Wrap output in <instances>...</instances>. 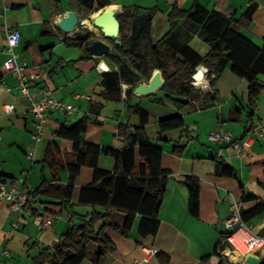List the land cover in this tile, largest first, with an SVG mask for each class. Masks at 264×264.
<instances>
[{"label": "crops", "instance_id": "crops-1", "mask_svg": "<svg viewBox=\"0 0 264 264\" xmlns=\"http://www.w3.org/2000/svg\"><path fill=\"white\" fill-rule=\"evenodd\" d=\"M109 2V6L119 10V15L126 7L140 8L138 18L128 33L129 47L135 45L134 39L141 32L144 33L146 18L152 15L146 35L138 41V50L148 51L154 62L152 48L165 38L168 64L185 47H190L200 56L208 55L212 49L203 25L196 20L178 19L172 28L169 16L175 7L189 10L200 5L206 18L216 12L236 20L241 19L249 8L255 7L251 25L247 27L246 21L239 25L244 36L259 46L264 44V0ZM70 11L80 17L78 0H0V72L3 75L0 85V179H14L16 185L35 190L45 182H53L57 176V183L68 186V166L77 161V155L75 142L60 136L61 131L71 129L86 119L88 127L83 134V144L97 146L100 150H121L123 143L118 136L119 128L127 125L134 131L140 125V118L130 107L142 105L150 117L146 134L162 151L161 165L168 172V185L157 218L150 217L151 221H144V216L137 214L126 234L113 228L105 230L111 249L98 264L142 262L149 248L155 250V256L142 264H245L247 256L229 249L222 251V242L228 233L226 221L235 204L240 205L252 232L264 238V213L251 216V212L264 203V138L253 135L255 139L248 157L240 158L229 144H213L208 136L212 131L223 129L231 132L235 139L244 140L250 124L258 120L264 123V90L258 100L254 121L248 122L249 85L232 71V63L222 61L211 73L207 67L199 65L207 72L206 80L203 83L192 81L191 85L198 91L192 106L179 110L172 104L156 103L153 96L129 95L134 87L124 82L121 99L109 100L104 95L105 75L118 72V67L108 57L97 58L84 47L66 44V39H76L80 31L67 34L58 27ZM80 20L82 23L81 17ZM6 27L18 29L22 35L16 48L18 57L15 62L6 51ZM103 40L113 47L110 40ZM15 65H25L30 74L41 72L40 77L30 84L33 99L47 94L77 107L72 116L61 111L53 112L39 141L33 139L35 119L28 115L29 100L18 88ZM156 70L159 69L155 68L154 72ZM211 79L215 80L214 89L210 88ZM262 79L264 81V77ZM209 93L215 95V99L209 98ZM77 95L80 96L78 99L75 98ZM5 105H13L15 111L5 113ZM238 108L242 114L236 115V120L233 112ZM174 116L182 117L185 126L160 135L159 122ZM52 144L58 148L59 164L55 170L45 162L47 149ZM31 147L35 148L34 161L27 156ZM136 150L138 171L145 160ZM220 162L232 167L235 175H219ZM98 166L100 170L112 173L116 167L115 157L101 154ZM188 176L197 177L201 183L198 217L189 212L190 195L185 186ZM95 182L100 183L95 181L94 168L82 167L74 181L71 202L62 207L57 200L39 195L31 202L36 208L34 216L11 211L9 204L0 200V264H34L40 252L51 248L66 232L73 215L72 222L78 227L82 225V217L94 211L105 213L104 206L80 202L82 189L95 185ZM110 212L114 222L125 225L128 218L125 211L114 208ZM55 213L60 218L50 229L42 228V216ZM90 249L96 252L98 245L91 244ZM5 250L9 255L4 254ZM254 255L263 262L264 247ZM81 264L97 263L86 258Z\"/></svg>", "mask_w": 264, "mask_h": 264}, {"label": "trees", "instance_id": "trees-1", "mask_svg": "<svg viewBox=\"0 0 264 264\" xmlns=\"http://www.w3.org/2000/svg\"><path fill=\"white\" fill-rule=\"evenodd\" d=\"M81 12L93 13L109 6V0H78ZM139 7L124 8L119 15L121 24V39L123 46L117 48L115 41L113 52L108 54L118 67V72L105 75L104 87L107 99L120 100L122 97V83L130 84L134 88L141 82L142 76L147 68V59L143 50H138L139 39L146 35L149 29L152 15L146 18L144 33L134 39L135 45L129 47L128 33L134 21L138 18ZM255 7L249 8L242 18L236 20L234 17L226 18L219 13H211L207 18L202 14L205 10L200 5H194L189 10L173 9L169 16L172 28L178 19L196 20L203 25L206 32V39L212 49L206 56H200L190 47H185L180 55L168 64L167 40L158 41L152 48V53L156 61L154 69L162 71L165 80L164 86L154 95L156 103L172 104L177 109L192 106L197 99L198 91L191 85L195 68L199 65L207 67L214 72L222 61L227 64L232 63V71L240 78L246 80L249 85L248 101V122L254 121L255 111L261 92L264 90V44L259 46L248 39L241 32V21H246L247 27L252 23ZM137 41V42H136ZM67 45L84 47L85 41L78 39H66ZM85 45V46H84ZM3 75L0 72V85ZM215 80H210V88L214 89ZM209 98L215 99V95L209 93ZM140 118V125L130 130L127 125L119 128L118 136L123 143L121 150L105 148L100 150L94 145L83 144V134L88 127L86 119L78 122L71 129H64L60 136L72 139L75 142V153L77 161L68 166L70 173V184L68 186L57 183V176L53 182H45L42 186L33 191L34 199L45 196L58 201L62 207L67 206L72 200L74 181L79 171L84 166H90L95 170V185L82 189L81 203L101 205L105 207V213L94 211L91 215L82 217V225L75 226L73 217L70 225L61 238L54 243L51 248L43 249L34 259V264H81L86 258L92 259L95 263H100L103 256L111 249L110 241L105 230L113 228L126 234L134 223L135 216L141 214L144 221H151L150 217L157 218L163 203L166 187L168 185V172L162 168V151L155 147L146 134V127L149 123V113L142 105L130 107ZM242 110L233 112V119L236 115H241ZM261 121L250 124L247 127L246 136L258 126ZM185 126L182 117L174 116L159 122V134L181 129ZM138 149L139 157L145 160L139 170H136V153ZM101 154H110L115 157L116 167L112 173L99 169L98 161ZM45 162L52 170L58 167V148L54 144L50 145L46 152ZM219 175L233 177L235 171L224 162L218 164ZM14 179L1 178L0 183L14 182ZM98 183V184H97ZM200 180L195 176H188L185 182L190 195L189 212L198 217L200 212ZM121 209L128 214L124 226H120L112 220L111 209ZM264 213V203L251 212V216ZM54 215H57L56 213ZM242 218L246 221V216L242 212ZM101 223L98 228V224ZM143 226V224H142ZM91 244L98 245L96 252L90 249ZM264 264V260L262 262Z\"/></svg>", "mask_w": 264, "mask_h": 264}, {"label": "built area", "instance_id": "built-area-1", "mask_svg": "<svg viewBox=\"0 0 264 264\" xmlns=\"http://www.w3.org/2000/svg\"><path fill=\"white\" fill-rule=\"evenodd\" d=\"M80 27L85 28L84 25L80 23L76 31L80 30ZM5 29L7 34L6 51L12 55V61L15 62L18 57L16 48L21 43L22 35L16 28L6 27ZM40 74L41 72L38 71L32 74L28 73L25 65L14 66V76L18 81V88L22 96L29 100L28 115H33L35 119L36 133L33 135L35 141H39L43 136L53 112L61 111L72 116L77 111V107L57 100L47 94H44L40 99H33L30 95V84L33 80L38 79ZM79 97L80 96L77 95L75 98L78 99ZM4 111L7 114L12 113L15 111V107L13 105H5ZM253 135L264 138V123L261 122L256 126L244 140L235 139L231 132L223 129L210 132L208 138L213 144H229L240 158H247L255 139ZM27 156L30 161H34V147L28 149ZM33 191L34 189L18 186L12 182L0 183V200L6 201L11 211L34 216L36 208L31 204V202L34 201ZM59 218V215L42 216V228L50 229ZM225 225L228 233L222 242V251L228 249L232 252L238 251L245 257L249 254H255L256 251L264 247V238L254 234L252 228L243 220L242 209L239 204L233 206L232 214ZM241 246H244V249ZM155 253L154 249L149 248L142 262L136 261L132 264L148 263L155 256ZM4 254L9 255V251L5 250Z\"/></svg>", "mask_w": 264, "mask_h": 264}, {"label": "water", "instance_id": "water-1", "mask_svg": "<svg viewBox=\"0 0 264 264\" xmlns=\"http://www.w3.org/2000/svg\"><path fill=\"white\" fill-rule=\"evenodd\" d=\"M107 7V6H106ZM105 8L99 10L91 19L94 27L101 30L103 37L106 40H114L115 46L121 48L123 42L121 39V24L119 21V14L114 10H107ZM81 23L80 17L76 12L70 11L67 16L58 23V27L67 34L76 32L77 26ZM92 35L87 36L83 34L76 35V39L85 41L88 52L97 58H105L112 52V45L106 43L102 39H92ZM193 80L198 83H203L206 80V73L202 66L197 67V72L193 76ZM165 80L160 70H156L148 83H140L135 88L129 91L130 94H135L139 97H151L156 95L164 86ZM245 264H262L260 258L254 254H249L245 259Z\"/></svg>", "mask_w": 264, "mask_h": 264}, {"label": "rangeland", "instance_id": "rangeland-1", "mask_svg": "<svg viewBox=\"0 0 264 264\" xmlns=\"http://www.w3.org/2000/svg\"><path fill=\"white\" fill-rule=\"evenodd\" d=\"M97 12L98 11L93 12V13L80 12V17H81V19L83 21L85 19H89L93 14H95ZM79 34H83V35L91 34L93 36L92 39H102V40L105 39L103 37V34H102L101 30H99L98 28H96L94 26H93V29L92 28H88V27L80 28ZM143 53L145 54V57L147 59V68L145 70V74L142 76L141 82L148 83L150 78H151V76H152V74H153V72H154V67L156 65V62H154V60L150 57V54H149L148 51L143 50Z\"/></svg>", "mask_w": 264, "mask_h": 264}, {"label": "bare ground", "instance_id": "bare-ground-1", "mask_svg": "<svg viewBox=\"0 0 264 264\" xmlns=\"http://www.w3.org/2000/svg\"><path fill=\"white\" fill-rule=\"evenodd\" d=\"M107 10H114L116 13H119V10L116 9V8H113V7H106ZM96 16V13L93 14L89 19H85L82 21V24L85 26V27H88V28H92L93 29V24L91 22V19ZM95 29V28H94ZM243 249H244V246H241Z\"/></svg>", "mask_w": 264, "mask_h": 264}, {"label": "flooded vegetation", "instance_id": "flooded-vegetation-1", "mask_svg": "<svg viewBox=\"0 0 264 264\" xmlns=\"http://www.w3.org/2000/svg\"><path fill=\"white\" fill-rule=\"evenodd\" d=\"M85 36H87V35H85Z\"/></svg>", "mask_w": 264, "mask_h": 264}]
</instances>
